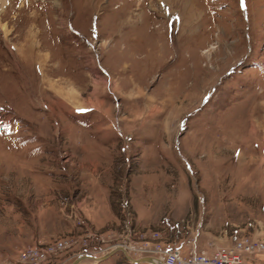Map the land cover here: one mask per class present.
Returning <instances> with one entry per match:
<instances>
[{
    "label": "rangeland",
    "instance_id": "1",
    "mask_svg": "<svg viewBox=\"0 0 264 264\" xmlns=\"http://www.w3.org/2000/svg\"><path fill=\"white\" fill-rule=\"evenodd\" d=\"M0 24V264L264 240V0H5Z\"/></svg>",
    "mask_w": 264,
    "mask_h": 264
},
{
    "label": "built area",
    "instance_id": "2",
    "mask_svg": "<svg viewBox=\"0 0 264 264\" xmlns=\"http://www.w3.org/2000/svg\"><path fill=\"white\" fill-rule=\"evenodd\" d=\"M78 226H83V222L81 220L77 221ZM61 242L55 243L50 250L55 251L62 247ZM187 245L189 246V251L187 255H183L182 251L178 248H170L167 250H163L161 245H153L152 248L148 246L144 248H136L135 246L130 245H117L113 247H109V249L102 250L101 256H106L112 251L117 249H123L127 254L129 252L134 253H149L151 254V263L145 264H250L248 262L243 261L239 252L251 254L256 251L264 252V240L252 241L249 237H242L235 241V243L231 246L224 247H214L212 244L208 250H197L195 246V241L190 240L187 241ZM41 250L37 251L40 252ZM41 255L44 257L43 251H41ZM82 255V254H81ZM79 255V256H81ZM21 256L25 257L26 254H21ZM89 257L88 255H85ZM96 254L93 253L92 258L99 259V257H95ZM100 256V258H101ZM97 264V261H94ZM129 264H133L128 262Z\"/></svg>",
    "mask_w": 264,
    "mask_h": 264
},
{
    "label": "water",
    "instance_id": "3",
    "mask_svg": "<svg viewBox=\"0 0 264 264\" xmlns=\"http://www.w3.org/2000/svg\"><path fill=\"white\" fill-rule=\"evenodd\" d=\"M117 252H121L125 256V258L130 263H133V264L151 263V259H148V258L147 259H140V260L132 259L123 249H117V250L112 251L108 255L103 256V257H101L99 259H95V258H92V257H83V258L78 259L77 261H75L72 264H79V263H81L82 261H85V260H93V261H97V262H102V261H105V260L109 259L112 255H114Z\"/></svg>",
    "mask_w": 264,
    "mask_h": 264
},
{
    "label": "bare ground",
    "instance_id": "4",
    "mask_svg": "<svg viewBox=\"0 0 264 264\" xmlns=\"http://www.w3.org/2000/svg\"><path fill=\"white\" fill-rule=\"evenodd\" d=\"M4 1H5V0H0V10L3 9ZM0 28H1V30H2L3 32H6V31H5V30H6V27H5L4 25L1 26V24H0Z\"/></svg>",
    "mask_w": 264,
    "mask_h": 264
},
{
    "label": "crops",
    "instance_id": "5",
    "mask_svg": "<svg viewBox=\"0 0 264 264\" xmlns=\"http://www.w3.org/2000/svg\"><path fill=\"white\" fill-rule=\"evenodd\" d=\"M97 137V135L95 136V138Z\"/></svg>",
    "mask_w": 264,
    "mask_h": 264
}]
</instances>
